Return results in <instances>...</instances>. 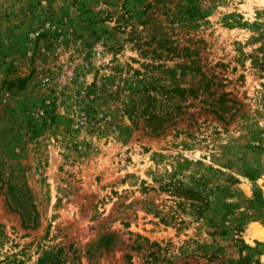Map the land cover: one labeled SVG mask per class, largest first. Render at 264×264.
<instances>
[{"label": "rangeland", "instance_id": "1", "mask_svg": "<svg viewBox=\"0 0 264 264\" xmlns=\"http://www.w3.org/2000/svg\"><path fill=\"white\" fill-rule=\"evenodd\" d=\"M0 264H264V0H0Z\"/></svg>", "mask_w": 264, "mask_h": 264}]
</instances>
